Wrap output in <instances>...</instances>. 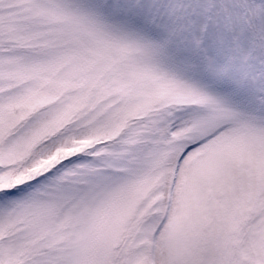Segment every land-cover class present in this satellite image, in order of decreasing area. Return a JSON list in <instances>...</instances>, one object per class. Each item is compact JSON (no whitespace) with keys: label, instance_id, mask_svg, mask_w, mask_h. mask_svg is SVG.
<instances>
[{"label":"snow or ice","instance_id":"obj_1","mask_svg":"<svg viewBox=\"0 0 264 264\" xmlns=\"http://www.w3.org/2000/svg\"><path fill=\"white\" fill-rule=\"evenodd\" d=\"M0 264H264V0H0Z\"/></svg>","mask_w":264,"mask_h":264}]
</instances>
